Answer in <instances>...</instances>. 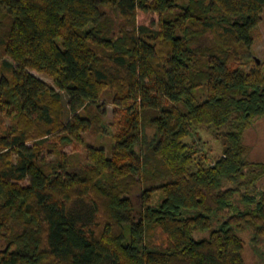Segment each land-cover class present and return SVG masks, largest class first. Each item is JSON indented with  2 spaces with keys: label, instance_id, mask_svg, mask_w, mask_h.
<instances>
[{
  "label": "trees",
  "instance_id": "1",
  "mask_svg": "<svg viewBox=\"0 0 264 264\" xmlns=\"http://www.w3.org/2000/svg\"><path fill=\"white\" fill-rule=\"evenodd\" d=\"M263 13L0 0V264H248L264 243V164L244 142L264 119Z\"/></svg>",
  "mask_w": 264,
  "mask_h": 264
},
{
  "label": "rangeland",
  "instance_id": "2",
  "mask_svg": "<svg viewBox=\"0 0 264 264\" xmlns=\"http://www.w3.org/2000/svg\"><path fill=\"white\" fill-rule=\"evenodd\" d=\"M143 17V16H142ZM0 58L2 60L8 59L0 53ZM256 58L264 62V13L262 15L261 22L256 31V40L253 46L252 61L256 62ZM38 78L42 79L49 85L55 87L54 81L48 75L39 73L37 71L31 70ZM107 111L109 116L114 114V106L109 104L107 106ZM201 138L206 143V151L209 153L210 157L213 159L219 158L223 154L222 144L210 133L201 131ZM85 139L87 142L98 144L97 138L93 134H85ZM110 140H105V147H108L107 144ZM244 142L248 148V160L254 163H263L264 164V119L259 121L253 127L248 129L245 133ZM65 152L68 154H85V147L78 145H69L65 147ZM258 189L264 190V177L258 183ZM264 254V243L262 242L260 246L248 245L245 260L248 264L261 262L263 260Z\"/></svg>",
  "mask_w": 264,
  "mask_h": 264
},
{
  "label": "water",
  "instance_id": "3",
  "mask_svg": "<svg viewBox=\"0 0 264 264\" xmlns=\"http://www.w3.org/2000/svg\"><path fill=\"white\" fill-rule=\"evenodd\" d=\"M257 62L260 64L261 63V60H259L258 58H256Z\"/></svg>",
  "mask_w": 264,
  "mask_h": 264
}]
</instances>
